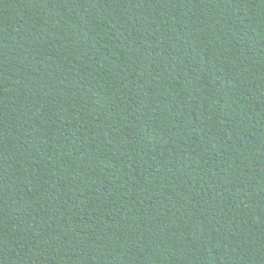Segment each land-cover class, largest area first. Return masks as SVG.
Here are the masks:
<instances>
[{
	"label": "trees",
	"instance_id": "trees-1",
	"mask_svg": "<svg viewBox=\"0 0 264 264\" xmlns=\"http://www.w3.org/2000/svg\"><path fill=\"white\" fill-rule=\"evenodd\" d=\"M0 264H264V0H0Z\"/></svg>",
	"mask_w": 264,
	"mask_h": 264
}]
</instances>
